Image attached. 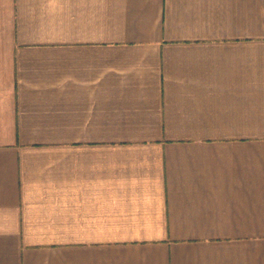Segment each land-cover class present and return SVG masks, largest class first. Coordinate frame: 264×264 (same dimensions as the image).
I'll list each match as a JSON object with an SVG mask.
<instances>
[{"label": "crops", "instance_id": "1", "mask_svg": "<svg viewBox=\"0 0 264 264\" xmlns=\"http://www.w3.org/2000/svg\"><path fill=\"white\" fill-rule=\"evenodd\" d=\"M0 264H264V0H0Z\"/></svg>", "mask_w": 264, "mask_h": 264}]
</instances>
